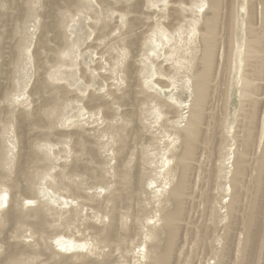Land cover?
Here are the masks:
<instances>
[{"label":"bare ground","instance_id":"1","mask_svg":"<svg viewBox=\"0 0 264 264\" xmlns=\"http://www.w3.org/2000/svg\"><path fill=\"white\" fill-rule=\"evenodd\" d=\"M33 1L0 0V112L9 110L6 92L9 86L5 87L6 80L2 77L7 73L3 69V38L5 40L6 34L16 32L13 27L20 22L19 27L22 20L38 18V35L31 55L29 54L34 65V78L27 93L31 112L15 111L17 114L11 119L18 147L17 154L12 159L13 178L5 169L6 161L0 148V207L3 203L8 204L4 212L0 211V234L7 235V231L18 230L24 224L40 234L46 226L41 209H28L23 213L17 207L19 191L23 190L26 196L31 195L34 184L44 180L43 186L49 189L66 185L77 194L80 181H73L69 185L66 179L82 175L85 177L86 173L93 175V164L98 158L90 146L92 142L86 137L87 129L75 124L77 127L71 132L64 134L58 130L59 137L71 138V145L68 147L72 157L69 166H61L62 169L53 175L45 172L46 158L40 154L43 145L35 143L38 137L52 135L46 127L51 124L50 129L52 128L55 114L69 94L67 88L59 83L66 81L61 69L71 66L66 58L73 49L72 45H65V36L69 39L65 34V20L70 18L72 21L85 13L84 26L88 30V42L80 51L91 52L97 57L96 61L104 62L115 61L116 55L119 64L117 67L114 65L112 73L115 75L116 72L118 79L126 84L115 90L109 82L110 89L105 96L90 92L84 103L87 108H103L102 116L107 122L106 131L111 135L110 150L114 160V187L102 198L110 206H103L107 223H104L102 229L97 228L100 232L99 239L107 245L115 244V251L124 250L137 229L138 214L143 207L140 195L146 192L147 184H154L148 176L152 163L150 153L158 148L153 136L147 135L149 132L144 125L145 113L147 107L158 106L155 112L161 120L157 130L171 136L172 141L179 144L167 149L163 155V167H167L164 175L172 186L162 199L159 198L162 213L159 229H146L145 235L150 244L147 246L144 264H175L178 251H182L179 248V232L185 229L182 221L185 216L184 204L189 203L192 189L191 171L197 167L198 157L204 155L210 145L212 148V144L221 136L224 121L218 117L221 112L215 115L214 109L236 59L242 65L238 119V122H242V131L236 135L234 170L229 180L231 195L226 209L230 224L224 228V248L216 256L217 264H252L253 253L255 254L260 239L264 236V118L261 122L258 120L259 107L264 103L261 99V93H264V0H244L247 3L240 5V10L246 11V30L245 41L238 52L234 35L237 15H232L233 7H227V2L232 1L233 4L234 0H206V10L201 13L200 9L204 4L200 5L196 15L186 7L187 0H171L169 3H164V0H40L39 13L31 8L35 2ZM87 10H94V13L89 14ZM258 14L261 24L259 29L255 27ZM226 17L229 18V23L225 21L228 20ZM80 53L78 52L79 55ZM123 61L127 64L124 65ZM142 61H149L151 66L147 77L143 76L144 69L139 68ZM180 71L182 75L189 76L185 83H188L187 91L192 98L188 117L182 128L176 125L175 105L148 91L154 87L151 80L153 76L157 80L155 86L160 91L166 87L167 80L179 77ZM77 73L85 85L91 82V74L85 69L80 68ZM255 149L259 150L257 158L252 153ZM171 161L172 165L169 167L168 163ZM249 175L251 183L248 186H253L254 198L244 208L246 212L241 214L240 188L245 185ZM47 178L50 181H46ZM22 182L24 186L20 185ZM37 199V196H28L25 202L29 204ZM203 202L208 209L213 206L207 193ZM127 220L130 223H126ZM208 226L211 224H207ZM8 239L5 237L0 241L8 249L0 264H18L24 247L17 250L14 244L7 242ZM55 246L54 254L65 258L60 255L61 250H84L88 245H79L69 238L60 237L55 239ZM110 257L106 256L101 261H87L86 257L81 256L75 264H111Z\"/></svg>","mask_w":264,"mask_h":264},{"label":"rangeland","instance_id":"2","mask_svg":"<svg viewBox=\"0 0 264 264\" xmlns=\"http://www.w3.org/2000/svg\"><path fill=\"white\" fill-rule=\"evenodd\" d=\"M34 1L31 8L35 12L39 13L40 0ZM170 1L171 0H164L163 2L169 3ZM187 1L186 7L190 9L194 15L198 13V7L200 5L204 4L202 7L203 9H200L201 13H203V11L207 8L206 0ZM245 3L247 2L244 0H234L233 4L232 1L227 2V7L230 5V7H233L234 9L232 15H237L236 31L234 34L236 38L235 42L237 43V52L239 47L242 46V43L245 41L246 11L240 10V5H245ZM94 10L87 11L89 14H92L94 13ZM85 17L86 15L83 13L81 16H76V18L74 17L75 19H72V21L69 18L71 23H69L68 18L65 20V26L67 27L65 34L69 38L67 40L65 36V45L70 44L73 49L66 58V62L71 66L61 69L62 72H64V79H66V81L59 83L67 88L69 94L67 95V100L63 101L61 108L55 114L52 128L50 129L51 124L49 127H46V129H48V133L50 132L52 135L45 138L38 137L35 139V143L43 145L40 154L42 153L41 155H44L43 157L47 159L44 161V166L46 168L45 172L49 173V175H53L56 171L62 169L61 166H69L71 163L70 159L72 157L70 148L68 147L71 145V138L66 136L59 137L58 134L71 132L77 127L76 125H78L85 130L87 129L85 132L86 137L90 142H92L90 143V146L93 148L94 152H96L95 155L96 158H98L96 160L99 163L96 161V164H93L94 169L92 176L91 174L86 173L87 176L85 175V177L82 175L79 178L68 177L66 179V183L69 185H71L73 181H80L81 184L79 183L77 186V194L70 191L66 185L49 189L48 187L43 186L45 181L41 180L38 181L39 183L37 182V184H34L33 193H31V195L28 194L29 197L37 196L38 199L28 204L25 202L28 197L26 196L27 194H25L23 190L19 191L17 195V207L23 213H26L28 209H41L44 214L46 226L40 234L35 233L28 224L22 225L18 230L13 228V231H7V235L0 234L1 239L5 237L8 239L9 237L7 242L14 244L15 249L18 250L24 247L22 257L20 258L18 264H75L81 256L86 257L87 261H101L106 256H111V264H144L147 254V246L150 244V240L145 235L147 232L146 229H159L162 223V213L159 207V200L162 199L165 192H167L172 186L164 175L167 167H163V155L167 149L172 148V146H177L179 143L175 140L172 141L171 136L162 134V131L157 130L160 126L161 120H159V117L155 112V108L157 109L158 106L151 105L146 108L144 125L149 132L147 135L153 136L156 141V146L158 147L156 151L150 153L152 163L150 164L151 172L148 176L154 184L149 186L147 184L145 188L146 192L140 195V204L143 207H141L142 210L138 214L137 229L131 236L130 242L128 243L129 245H127L124 250L120 249L115 251V244L107 245L99 239L100 232H98L97 228L102 229L104 223H107V217L103 211L105 207L103 206H110V204H106L103 199L109 190L114 187L115 177L112 169L114 160L112 159V153L110 150L111 135L106 131L107 122L102 116L103 108L101 106H97L92 109L87 108L84 103L86 102V98L90 92H93L95 95L105 96L107 91L110 89V83L113 84L112 88H115V90L123 88L126 84L118 79L116 72L115 75L112 73L114 65L117 67L119 64V61H116V55L115 61L104 62L96 61L97 57H94L91 52L84 53L80 51L84 48L85 43L88 42V30L84 26L86 23ZM226 19L228 20L225 21L229 23V18L226 17ZM258 19L259 14L257 17V25L255 26L257 29H259L261 25L260 20ZM37 20V17L22 20L19 27L18 24L20 22L13 27L16 29V32L10 31L13 33L10 35L9 33L6 34L5 40L3 38V42L5 43L2 46V58L4 57L3 61L5 65L3 66V69L5 70L4 72L7 73L2 75V77H4L3 80H6L4 81L6 84L5 87L7 88V86H9L6 89L9 110H7L8 112H0V148H2V154L6 161L7 168L5 167V169L9 176L13 175L12 178L14 177V160L12 159L15 158L18 147H16L17 138L14 128L12 127L11 119L18 111H23L25 113L31 112V106L28 102L29 99H27V93L34 78V65L30 58V52H32L34 48L35 40L38 35ZM15 37L17 39H15ZM7 48L9 49L7 50ZM77 51L79 53L81 52L80 55ZM181 62L186 63L185 61ZM123 64L125 65L127 62L123 61ZM240 66L242 65H240L239 61L235 59L232 72L230 76L227 77V84L225 83L222 87L223 90L222 92L220 91L221 96L215 104V113H213L218 115L221 112L218 117L224 121L223 129H221V136L217 140L219 142L216 141V143L212 144V148L211 145L209 146L205 153H208L207 155L204 154L198 157L196 162L197 167L193 170L194 172L191 171L193 175V182H191L192 186H190L192 189L190 191L191 194L188 201L189 203L184 204L185 216L182 221L185 229L179 232V241L181 240L179 242V248H182V251H178L175 264H217L218 258L216 255L222 250V248H224V228L230 224V219L227 216L226 209L231 195L229 180L234 170V157L237 149L236 135L237 133L241 134L240 131H242V122H238L240 111V76L242 73ZM80 68L85 69L89 75L91 74V82L89 84L85 85L83 82L84 80L81 79L79 73H77ZM139 68L144 69L143 76L147 77L150 74L151 66L149 65V61H142ZM181 72L182 71L179 72V77H172L173 79L167 80L166 87L160 91L158 90L159 88L155 86V82L157 80L153 76L151 80L154 87L150 86L151 88L148 89L149 93L156 95L161 100L175 105L176 125H178L179 128H182L186 123L189 105L192 100L189 91H187L188 83H185L187 82L189 76L187 74L182 75ZM103 76L104 79H102ZM108 76L110 79H108ZM147 80L149 81L150 79ZM261 99L264 101L263 92L261 93ZM175 102H179V104H175ZM258 115V120L261 122L264 118L263 102L259 107ZM58 130L60 133H58ZM51 149L53 150L52 152ZM207 151H210L211 154ZM252 153L254 154L253 157L257 158L259 150H252ZM8 157L10 160H8ZM171 165L172 161L168 163L169 167ZM97 173L98 176H96ZM250 180L251 178L249 175L246 177L245 185L240 188V197L242 195V205H240L242 208L240 211L241 214L246 212V210L244 211V208L246 209L249 201L254 198V189L251 188L252 185L248 186L251 183ZM46 181H50V179L47 178ZM147 183H149V180ZM203 183L207 186L205 187ZM20 185L24 186L25 184L22 182ZM210 185L212 186L210 187ZM206 193L208 194V197L210 196V200L212 201L211 204H213L211 209H208L206 204L203 202ZM7 205L8 204L3 203L0 207L1 213L8 208ZM208 213H210L213 217L209 216ZM208 217V220L211 221L207 220ZM126 223H130V220H127ZM207 224H211V226L207 227ZM220 229L222 231H220ZM201 230H204L203 232L205 233L203 234ZM60 237L69 238L76 241L79 245L86 243L88 246L84 247L85 249L82 248L84 250H66L67 253L65 250H61L60 255L65 256V258H61L54 254L56 247L55 239ZM260 240V244L258 245L259 247H257L258 249H256L255 254L253 253L254 257H252L253 259L251 260V263L253 261L254 264H264V236ZM195 241L197 243H195ZM93 246L96 248H93ZM41 247L44 249L42 250ZM112 247H114V250H111ZM0 248L1 262L2 256L5 255L6 252L8 253V249L6 250L7 247L4 243H0ZM93 250H95V254Z\"/></svg>","mask_w":264,"mask_h":264}]
</instances>
